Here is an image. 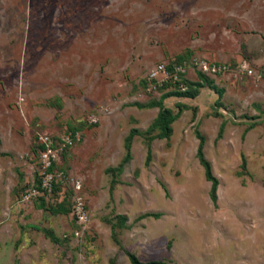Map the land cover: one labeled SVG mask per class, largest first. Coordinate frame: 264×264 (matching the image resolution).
<instances>
[{"label": "rangeland", "instance_id": "374dc122", "mask_svg": "<svg viewBox=\"0 0 264 264\" xmlns=\"http://www.w3.org/2000/svg\"><path fill=\"white\" fill-rule=\"evenodd\" d=\"M263 73L264 0H0V264H264Z\"/></svg>", "mask_w": 264, "mask_h": 264}, {"label": "built area", "instance_id": "2783aa9c", "mask_svg": "<svg viewBox=\"0 0 264 264\" xmlns=\"http://www.w3.org/2000/svg\"><path fill=\"white\" fill-rule=\"evenodd\" d=\"M227 68L225 65H216L214 63L210 64L209 62L206 61H201L197 65V69L199 72L204 73V72H212V73H217L220 71H224ZM243 69L247 72V74H253V70L251 68H247L246 66L243 67ZM185 67L183 63H176L172 65L171 67H168V65H165L163 63L158 64L154 69L150 71L149 76L151 78H155L157 81H181V74L183 76V73L185 72ZM159 75V77H158ZM257 79H259L262 83H264V73L263 74H256L255 75ZM65 143L69 142V138L64 139ZM51 141L48 139V137H42L40 136V144L44 148V150L40 153V156L43 158V162L46 166L50 164V156L53 155V150L51 149ZM63 143V144H65ZM76 214L79 219H83V213L81 212V202H77L76 205Z\"/></svg>", "mask_w": 264, "mask_h": 264}, {"label": "trees", "instance_id": "16d2710c", "mask_svg": "<svg viewBox=\"0 0 264 264\" xmlns=\"http://www.w3.org/2000/svg\"><path fill=\"white\" fill-rule=\"evenodd\" d=\"M171 66L172 65H168V67H171ZM198 74L199 76H204L202 73L201 74L198 73ZM183 81L185 82L186 80L183 79ZM168 110H169L168 108L160 105V112L158 114V117L154 121V124L157 125L161 130L159 132V136L161 137H168L169 132L171 130L169 127V121L173 117V115L166 113ZM133 132H135V130H132V133ZM130 137H131V134L126 138V143H125L126 153H125L122 163L119 164L118 168H120L122 164L126 162L130 156V153H129ZM203 147H204V137L198 134V145H197V150H196V156L198 158L199 163L202 165L204 169L205 178L210 182V198L213 202H215L218 180L212 174L210 163L204 158ZM243 166H244V163H243ZM126 255H127V258L130 264H171L165 261H155V260L154 261H142L134 253H131L128 251H126ZM110 264H115V261L112 259L110 261Z\"/></svg>", "mask_w": 264, "mask_h": 264}]
</instances>
